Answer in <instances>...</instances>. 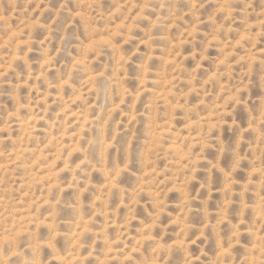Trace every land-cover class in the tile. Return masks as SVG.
<instances>
[{
  "label": "rangeland",
  "instance_id": "374dc122",
  "mask_svg": "<svg viewBox=\"0 0 264 264\" xmlns=\"http://www.w3.org/2000/svg\"><path fill=\"white\" fill-rule=\"evenodd\" d=\"M264 0L0 3V264H261Z\"/></svg>",
  "mask_w": 264,
  "mask_h": 264
},
{
  "label": "clouds",
  "instance_id": "9594fccd",
  "mask_svg": "<svg viewBox=\"0 0 264 264\" xmlns=\"http://www.w3.org/2000/svg\"><path fill=\"white\" fill-rule=\"evenodd\" d=\"M3 0H0V3H2ZM262 247H264V245H262ZM261 264H264V251H262L261 253Z\"/></svg>",
  "mask_w": 264,
  "mask_h": 264
}]
</instances>
